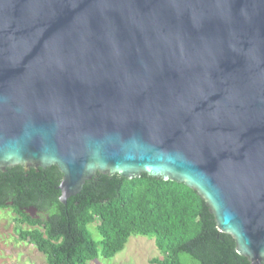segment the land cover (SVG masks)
<instances>
[{
	"label": "water",
	"instance_id": "95a60500",
	"mask_svg": "<svg viewBox=\"0 0 264 264\" xmlns=\"http://www.w3.org/2000/svg\"><path fill=\"white\" fill-rule=\"evenodd\" d=\"M183 182L264 264V0H0V170ZM38 217V208L27 209Z\"/></svg>",
	"mask_w": 264,
	"mask_h": 264
},
{
	"label": "trees",
	"instance_id": "16d2710c",
	"mask_svg": "<svg viewBox=\"0 0 264 264\" xmlns=\"http://www.w3.org/2000/svg\"><path fill=\"white\" fill-rule=\"evenodd\" d=\"M62 178L56 165L0 170V208H13L20 223L33 225L18 233L46 254L48 264L113 257L132 235L155 238L161 257H154V264H251L237 251L234 237L219 229L204 198L183 182L145 172L131 179L98 172L64 203ZM30 207L48 216L33 217ZM93 222L100 240L88 227Z\"/></svg>",
	"mask_w": 264,
	"mask_h": 264
},
{
	"label": "rangeland",
	"instance_id": "374dc122",
	"mask_svg": "<svg viewBox=\"0 0 264 264\" xmlns=\"http://www.w3.org/2000/svg\"><path fill=\"white\" fill-rule=\"evenodd\" d=\"M19 215L11 207L0 208V264H48L46 254L35 244L24 240L18 233L19 227L30 228L27 222L20 223ZM96 240L101 234L96 222L88 225ZM101 251V245L99 246ZM161 257L155 238L145 235H132L123 250L106 258L99 255L89 264H154L152 259Z\"/></svg>",
	"mask_w": 264,
	"mask_h": 264
},
{
	"label": "flooded vegetation",
	"instance_id": "af4514ba",
	"mask_svg": "<svg viewBox=\"0 0 264 264\" xmlns=\"http://www.w3.org/2000/svg\"><path fill=\"white\" fill-rule=\"evenodd\" d=\"M37 215H38V217H36V218H39V217H42V216H48V213L45 212V211H40V210H38Z\"/></svg>",
	"mask_w": 264,
	"mask_h": 264
}]
</instances>
